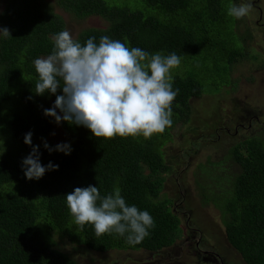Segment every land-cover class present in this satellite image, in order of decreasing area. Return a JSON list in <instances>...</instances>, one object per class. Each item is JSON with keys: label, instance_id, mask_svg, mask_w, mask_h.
<instances>
[{"label": "trees", "instance_id": "obj_1", "mask_svg": "<svg viewBox=\"0 0 264 264\" xmlns=\"http://www.w3.org/2000/svg\"><path fill=\"white\" fill-rule=\"evenodd\" d=\"M240 0H7L0 12V28L12 37L0 36V109L9 105V113L0 124V264H78L54 249L50 233L80 244L94 252H160L173 246L181 235L180 219L173 213L170 200H161L166 175L171 167L162 153L171 131L191 120V99L204 92L206 79L194 73L213 62L216 74L225 78L215 87L230 84L232 66L246 57L237 34L238 20L228 15L230 4ZM55 6L77 19L99 17L105 28H88L74 39L85 45L89 38L99 44L102 36L119 40L126 46L147 53L181 58L172 76L178 94L172 103V125L151 138H96L83 126L61 122L71 154L51 151L48 141L58 125L44 114L51 101L62 95L46 92L36 95L38 81L34 60L52 54L53 37L66 29ZM181 68L190 70L181 74ZM192 68V69H191ZM185 74V73H183ZM16 84L12 87L13 84ZM203 83V84H202ZM12 87V88H11ZM209 87V85H208ZM214 88V85H212ZM58 113V112H57ZM6 129V130H5ZM6 140L14 141L7 151ZM32 133V145L38 147L43 166L51 162L58 170L47 171L39 180H28L23 159L32 152L25 136ZM12 141V142H13ZM241 172L228 187L213 191L200 183L204 202L221 214L228 243L246 264H264V138H248L231 149ZM97 186L106 196L115 188L129 206L148 211L154 221L149 235L139 244H129L117 233L95 234L94 226L81 230L67 207L66 195L75 188ZM43 221L47 230L41 234Z\"/></svg>", "mask_w": 264, "mask_h": 264}, {"label": "rangeland", "instance_id": "obj_2", "mask_svg": "<svg viewBox=\"0 0 264 264\" xmlns=\"http://www.w3.org/2000/svg\"><path fill=\"white\" fill-rule=\"evenodd\" d=\"M6 1L0 0V12ZM49 1L54 3L55 0ZM239 4L252 6L250 13L237 24V34L246 57L232 66L230 84L221 85L219 91L214 89L225 75L216 74L213 62L206 63L200 71L193 69L195 74L206 79V84L202 83L205 93L191 99L190 122L177 125L162 147L171 170L166 175L160 198L170 200L171 210L180 219V238L160 252L112 250L102 253L51 232L54 249L67 254L78 264H219L212 262L213 253L218 254L224 264H246L228 243L220 212L204 202L203 197L209 188L204 193L200 188V183H207L213 191L228 187L241 172L240 165L231 155L232 147L248 138H264V125L255 121L250 123L255 117H261V123H264V0H240ZM55 10L63 17L65 30L73 39L85 29L107 26V22L99 17L77 19L57 6ZM186 69L181 68L180 75L190 71ZM175 71L172 70L171 76ZM51 103L54 105L55 100ZM9 111V105L0 109V124ZM57 112L61 114L59 109ZM8 134L1 133L7 151L14 143L13 139V142L6 140ZM48 141L56 146L67 144L61 124L54 127ZM40 226L44 237L45 222ZM188 226L196 232H189ZM198 241L201 248L196 247ZM207 251L210 253L203 254Z\"/></svg>", "mask_w": 264, "mask_h": 264}, {"label": "clouds", "instance_id": "obj_3", "mask_svg": "<svg viewBox=\"0 0 264 264\" xmlns=\"http://www.w3.org/2000/svg\"><path fill=\"white\" fill-rule=\"evenodd\" d=\"M251 7V4H230L228 15L242 19ZM0 36L12 37L7 28H0ZM53 39L52 54L33 62L38 73L35 94L56 95L59 88L63 92L56 95L52 108L44 110L45 116L53 117L57 124L83 126L96 138L104 139L117 136L148 139L172 125V103L179 90H173L171 72L181 63L174 52L150 55L108 36H102L98 45L95 38H89L82 46L67 30ZM24 142L32 147L31 154L22 162L28 180H39L47 171L58 170V165L51 162L47 167L41 164L31 132ZM44 147L65 155L72 150L65 143L52 149L45 142ZM66 202L74 223L81 230L86 224L93 225L97 236L127 234L126 242L135 245L154 227L149 212L129 206L118 187L106 196L101 195L97 186L77 187L66 195Z\"/></svg>", "mask_w": 264, "mask_h": 264}, {"label": "flooded vegetation", "instance_id": "obj_4", "mask_svg": "<svg viewBox=\"0 0 264 264\" xmlns=\"http://www.w3.org/2000/svg\"><path fill=\"white\" fill-rule=\"evenodd\" d=\"M256 122V123H258V124H262V125H264V123H261V117H255V118H253V119H251V121H250V123L251 122ZM251 126V125H250ZM188 228V230H189V232H192V233H194V232H196L195 231V229H192L191 227H187ZM196 247L197 248H201V242L200 241H198L197 243H196ZM208 253H210L209 251H207V252H204L203 254H208ZM200 255V254H199ZM211 260H212V262H214V263H219V264H224L223 262H222V259H221V257L218 255V254H216V253H213L212 254V256H211ZM210 260V261H211Z\"/></svg>", "mask_w": 264, "mask_h": 264}]
</instances>
